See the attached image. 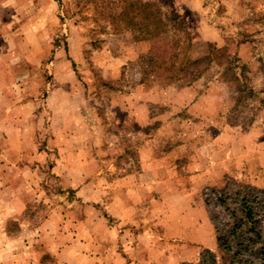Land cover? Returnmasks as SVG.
<instances>
[{"label": "rangeland", "instance_id": "rangeland-1", "mask_svg": "<svg viewBox=\"0 0 264 264\" xmlns=\"http://www.w3.org/2000/svg\"><path fill=\"white\" fill-rule=\"evenodd\" d=\"M228 2L233 11L227 13ZM36 3L51 15V41L36 49L45 58L22 64L39 68L52 86V111L37 116L38 154L30 161L36 167L30 194L36 199L28 208L33 217L24 223L42 227L47 219L55 228L61 225L57 216L68 212L74 221L82 212L78 195H100L97 206L107 223L102 236L115 238L120 264H209L211 255L216 264H225L216 237L228 233L226 225L233 210L241 214L238 202L246 194L253 201L259 244H264V141L262 152L247 153L246 146L242 162L224 169V121L195 117L199 113L195 107L189 111L195 102H189L187 88L193 81L229 79L238 107L232 123L246 130L260 115L264 119L251 67L236 57L238 42L248 41L264 64V0ZM200 24H207L215 41L198 39ZM222 92L212 91L214 107ZM204 143L208 153L197 155L207 170H181L195 157L192 149ZM142 144L153 155L163 152L165 169L158 184L152 172L146 173L145 203L136 211L140 225L119 226L109 215V192L115 182L139 173ZM50 210L52 218L46 216ZM7 223L10 230L17 228V221Z\"/></svg>", "mask_w": 264, "mask_h": 264}, {"label": "crops", "instance_id": "crops-1", "mask_svg": "<svg viewBox=\"0 0 264 264\" xmlns=\"http://www.w3.org/2000/svg\"><path fill=\"white\" fill-rule=\"evenodd\" d=\"M226 6L227 13L233 11L232 3L228 2ZM236 7L240 11V6ZM228 20L224 19L227 27L232 23ZM51 24V15L45 8L39 7L36 0H0V264H120L122 261L119 259L115 238L109 241L102 236L104 232L101 226L106 223V219L97 206L101 201L100 195H78V202L82 204L78 207L82 212L74 221L68 218L66 212L64 216H57L61 225L57 224L55 228L46 224L47 219L42 227H35L30 221L24 223L33 217L28 208L36 199L35 195L30 194V190L36 187L31 176L36 167L30 161L38 154L35 144L38 133L35 129L37 119L41 116H37L45 115L48 109L52 111L50 99L53 88L39 74V68H30L22 64V61L45 58V54L38 56L36 49L49 40L47 32H50ZM208 31L207 24H200L198 39L215 41ZM250 49L248 41H239L236 57L240 63L251 67L249 70L253 75V89L264 102V64L257 62ZM187 88L190 93L189 102H195L189 111L194 112L195 107L199 113L195 117L201 115L203 120H199L206 123H214L218 119L224 121V169H229L228 163L242 162L247 152L246 146L249 150L247 153L262 152L264 119L260 115L246 130L232 123L238 107L232 97L234 86L229 79L206 84L193 81ZM200 88H203L202 94ZM213 90L224 91L217 95L219 100H216L215 107L211 103ZM41 106L42 109L38 111ZM178 117L180 119L181 116ZM201 136L208 138L203 133ZM204 144L192 149L191 153L195 157L181 165V170H207V167L200 164L202 161L198 156L208 153L209 146ZM233 148L237 150L235 158L232 157ZM138 151L136 169L139 173L136 176L128 174L123 180L115 182L109 192V215L119 226L129 221L131 225H140L141 222L136 220L141 219V216L136 211L145 203L146 173L152 172L154 182L158 184L159 172L165 169L163 152L153 155L143 144ZM52 212L50 210L46 216L52 218ZM9 220L17 221L14 231L8 227ZM25 235L35 237L26 239ZM113 244H116L115 247Z\"/></svg>", "mask_w": 264, "mask_h": 264}, {"label": "trees", "instance_id": "trees-1", "mask_svg": "<svg viewBox=\"0 0 264 264\" xmlns=\"http://www.w3.org/2000/svg\"><path fill=\"white\" fill-rule=\"evenodd\" d=\"M238 203L241 214L235 215L233 210L226 225L228 233L216 237L220 251L227 256L225 264H264V244H259L261 232L255 224L253 201L246 194H241ZM209 264H216L212 255Z\"/></svg>", "mask_w": 264, "mask_h": 264}]
</instances>
